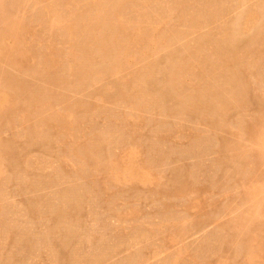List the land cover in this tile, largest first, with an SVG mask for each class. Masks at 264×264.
<instances>
[{"label": "rangeland", "instance_id": "374dc122", "mask_svg": "<svg viewBox=\"0 0 264 264\" xmlns=\"http://www.w3.org/2000/svg\"><path fill=\"white\" fill-rule=\"evenodd\" d=\"M0 4V264H264V0Z\"/></svg>", "mask_w": 264, "mask_h": 264}, {"label": "bare ground", "instance_id": "6f19581e", "mask_svg": "<svg viewBox=\"0 0 264 264\" xmlns=\"http://www.w3.org/2000/svg\"><path fill=\"white\" fill-rule=\"evenodd\" d=\"M1 2H3V1H1ZM3 4V3H2ZM2 4H0V6L2 5ZM7 5V4H6ZM3 6V5H2ZM115 6V5H114ZM4 7V6H3ZM103 7V6H102ZM97 8V7H96ZM100 8V7H99ZM1 11V10H0ZM119 12V11H118ZM4 17V16H3ZM77 17V16H76ZM3 19V18H2ZM17 19V18H16ZM100 20V19H99ZM1 21V20H0ZM22 21V20H21ZM108 21V20H107ZM4 22V21H3ZM17 22H15V21H13V23L11 22L10 24H9V22L8 23H6V25H8L9 27L4 31H2V33H1V35H0V43H3L7 38L9 39H11L12 40V38L13 39H17L16 37H21V36H23V35H21V36H19V29H18V27L16 26V25H14V24H16ZM19 23H20V21H19ZM23 23V22H22ZM91 24H92V22H90ZM94 23H96V22H94ZM113 23V22H112ZM24 24V23H23ZM70 24V23H69ZM99 24V23H98ZM71 25V24H70ZM80 25V24H79ZM100 25V24H99ZM1 26V25H0ZM87 26V25H86ZM90 26V25H89ZM5 27V26H4ZM7 27V26H6ZM70 27V26H69ZM100 27V26H99ZM109 28V27H108ZM70 29H72V28H70ZM69 29V30H70ZM100 29V28H99ZM102 29V28H101ZM100 29V30H101ZM2 30V29H1ZM77 30V29H76ZM85 30V29H84ZM89 30V29H88ZM78 31V30H77ZM81 31V30H80ZM74 32V31H73ZM91 32V31H90ZM95 32V31H94ZM102 32V31H101ZM87 33V32H86ZM99 33V32H98ZM81 34V33H80ZM93 34V33H92ZM90 35V34H89ZM94 35H95V33H94ZM77 37V36H76ZM92 38V37H91ZM19 39V38H18ZM17 39V41H15V42H20V40H18ZM90 40V39H89ZM85 42V41H84ZM7 44V43H6ZM4 45V44H3ZM6 47V46H5ZM13 47V46H12ZM2 48V47H1ZM21 48V47H20ZM4 49V48H3ZM16 49V48H15ZM8 50V49H7ZM21 50V49H20ZM19 50V51H20ZM11 53V52H10ZM20 54V53H19ZM14 55V54H13ZM15 55H17L16 53H15ZM23 55V54H22ZM21 55V56H22ZM77 56V55H76ZM125 56V55H124ZM9 57V56H8ZM15 57V56H14ZM13 57V58H14ZM11 58V57H10ZM15 59H17V58H15ZM50 59V58H49ZM10 60V59H9ZM12 60V59H11ZM12 62V61H11ZM180 62V61H179ZM47 63V62H46ZM183 63V62H182ZM10 64H12V63H10ZM16 65V64H15ZM18 65V64H17ZM177 65V64H176ZM221 66V65H220ZM7 71V70H6ZM180 72H181V70H180ZM183 73V72H182ZM215 77V76H214ZM8 78V77H7ZM210 81V80H209ZM10 82V81H9ZM13 82H14V80H13ZM17 84V83H16ZM209 89V88H208ZM3 91V90H2ZM4 92V91H3ZM207 93V92H206ZM10 96V95H9ZM214 97V96H213ZM5 102H7V97L4 95V94H2V95H0V105H3ZM1 107V106H0ZM5 107V106H4ZM4 111V110H3ZM64 121V120H63ZM59 122V121H58ZM61 122V121H60ZM261 122V121H260ZM65 125H66V123H64ZM258 124V123H257ZM68 125V124H67ZM258 128V127H257ZM258 130V129H257ZM263 130V129H262ZM261 133V132H260ZM251 135H253V134H251ZM255 135H257V134H255ZM256 137V136H255ZM258 138V137H257ZM260 140V139H259ZM253 144V143H252ZM262 147V146H261ZM87 150V149H86ZM261 150V149H260ZM250 153V152H249ZM261 153V152H260ZM258 154V153H257ZM247 155H249V154H247ZM87 159V158H86ZM257 167V166H256ZM258 168V167H257ZM251 177V176H250ZM254 180V179H253ZM260 180V179H259ZM263 191V190H262ZM264 200V199H263ZM260 203H261V201H260Z\"/></svg>", "mask_w": 264, "mask_h": 264}]
</instances>
